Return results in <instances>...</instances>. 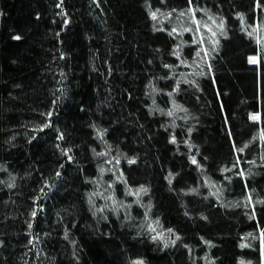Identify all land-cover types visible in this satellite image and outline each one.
Segmentation results:
<instances>
[{"label": "trees", "instance_id": "1", "mask_svg": "<svg viewBox=\"0 0 264 264\" xmlns=\"http://www.w3.org/2000/svg\"><path fill=\"white\" fill-rule=\"evenodd\" d=\"M58 4L0 0V264H264V203L245 206L249 192L264 201V143L253 140L264 129V0H193L225 22L222 35L204 32L203 47L218 41L206 62L195 55L198 34L183 31L195 25L178 17L188 0ZM173 27L182 35L170 36ZM173 99L186 111L150 112ZM53 108L52 127L34 131ZM233 142L248 147L235 152ZM141 186L147 194H128Z\"/></svg>", "mask_w": 264, "mask_h": 264}, {"label": "snow or ice", "instance_id": "2", "mask_svg": "<svg viewBox=\"0 0 264 264\" xmlns=\"http://www.w3.org/2000/svg\"><path fill=\"white\" fill-rule=\"evenodd\" d=\"M162 2H163V0H162ZM62 3H63V0H60V4H58L57 7H60ZM188 5H189V7L186 10L179 12L178 17H188L189 18V24L195 25L194 29L192 27H189V26H184L183 27V31H185V32H193V31H195V33L198 34V37L194 36V42L196 44L200 45V47L196 51L195 55L198 58L204 59L205 62H206L208 57L210 56V51H215V48H216V45L218 44V41L214 40V39L207 41V43L212 45L211 50L203 47V45L206 42L205 39H204V32L211 33L212 37H216L217 36V32H219L222 35L224 33V30H225V22H224L223 19H218L216 16L208 14V12L203 10V9H198L197 7H194L193 6V0H188ZM198 10L199 11H203L204 12V16H206V19H204L203 21L201 19H197V17H196V12ZM173 12H175V9H173L172 12L167 13V15L165 16V19L171 20ZM160 15H163V13L160 12V9H156V10H153V11L150 12V17H151V19L153 21L161 22L160 19H159ZM241 19H242V17H241ZM202 29H203V31H202ZM257 29H258V26H256V28H254V31L257 30ZM156 30L157 31H164L163 28H157ZM168 34L170 36L173 35V34L182 35V32L178 31V29L176 27H173L169 31ZM251 34L252 33H249V35H251ZM13 39L20 40L21 37L17 35V36H14ZM257 43H261L259 38H257ZM173 55H175L177 57V59L180 60V52L179 51H174ZM61 58H63V57H61ZM259 60H260L259 56L249 57V63H251V64H258ZM149 63H152V61H149ZM180 63H181V65L187 66V64L183 60H181ZM164 67L166 69H170L171 70L172 68H174L176 66L165 64ZM210 67L211 66L209 65V69H210ZM200 74L202 75L203 73H200ZM62 75H63V73H62ZM174 75L175 74H173V77H161V79L174 78ZM179 83H180L179 81H176L175 86L172 88V91L167 93V95L169 97L174 96V94H177L180 91ZM188 83H193V82L192 81H188ZM149 87H151L152 92L161 93L163 91V90H158L155 87H153L151 85V82L149 84ZM146 94L151 95V93H146ZM55 103L56 102L53 101L54 105H55ZM153 104H155V100H153ZM54 111H55V109L53 108L52 110L48 111L47 113H42V115H44L46 117V120L38 128L34 129V131H43L45 128L52 127L51 118L53 116ZM151 111H159L162 115H167L168 117H172V116L175 115L176 111H186V109L182 108L173 99L172 100V108L168 109L167 111H165L164 109H160V108L150 109V112ZM249 119L251 121L255 122V123H259L260 116H259L258 113L250 114ZM103 134H104L103 132H100L98 130L97 135L100 136L101 139L103 138ZM229 136H231V132L230 131H229ZM58 138L61 139V140L64 139L63 133H60ZM32 139H35V137H33ZM253 140H259L261 143H264V129H261L260 133H259V136L258 137H254ZM169 142L172 143V144H176L177 143L176 137L174 135L171 136ZM57 147H59V145H57ZM190 147H191V145H190ZM247 147H248V145L245 144L242 148H238L235 145V143L233 142V149H234L235 152L243 153L244 149L247 148ZM61 151H62V154L68 158V160L72 159V157L69 155V152L71 151L70 149H62ZM97 155H107V153H97ZM261 159L264 160V156H262ZM127 162L129 164H135L136 160H135V158H130V159L127 160ZM116 163L118 164L119 160H117ZM191 163L194 164V165H198V161L196 160L195 155L192 156ZM239 163H240V157L237 156L236 163L233 164L232 167L233 168L238 167ZM250 163L255 164L256 162L255 161H250ZM62 166L63 165H61V167ZM262 166H264V165H262ZM0 170H3V169H0ZM231 170H232V168L225 169V171H231ZM101 171L103 172V169H101ZM60 175H61V173L59 171H57L56 172V176L59 177ZM238 175H240L243 178L244 177V172L240 171L238 173ZM171 177H172V174L169 173V178H168L169 179V184H171V182H172ZM122 182L126 183V181H122ZM3 183H5V182L0 180V184H3ZM6 186L8 188L15 187L14 179H13L12 183H8ZM44 187L51 188L52 185L45 184ZM108 187L111 188L112 185H109ZM246 187H247V184H246ZM193 191H195V189H193ZM40 192L44 193V188L43 187L40 189ZM147 192H148V189L146 187H144V186H141L135 192H132L130 190L128 194L129 195H134L137 198H139L141 196V194H147ZM45 195H46V193H45ZM95 195H100V193H92L89 196V203L90 204H92V196H95ZM38 199H39V197L35 198L33 203L36 204ZM106 199L112 201L113 205H116L118 203L114 196L109 195V196L106 197ZM246 200H247V203L245 204V206L246 207L247 206L253 207V212H254L255 203H264V201H255L254 202L253 198H252V195H251V192H249V194L247 195ZM137 202H139V200H137ZM93 207H95L94 204H93ZM121 207H123V205H121ZM128 207H130V205ZM96 210L99 211V212L103 211L102 208H97ZM42 211H43L42 206L34 207L32 209V211H31V213H30L32 220H34L36 218V216L38 215V213H41ZM93 214L95 215V213H93ZM146 215H147V213H146ZM204 219H206V217H204ZM26 223H27L28 228L31 229L32 228V222L31 221H26ZM155 223L158 224V221H156ZM148 230L151 231V232H156V228L153 227L152 225H148ZM168 231L171 232L172 230L169 229ZM28 235L31 237L32 236L31 232H29ZM249 235H251V234H249ZM64 238L68 239V234L67 233H65ZM159 238H160V234L159 233H157V235L152 237L153 240H156V239H159ZM179 239H180V237L176 236L175 239L171 241V243L175 244L176 241L179 240ZM259 240H260V244H261V254L264 255V229H261L260 232H259ZM38 242H39V237L37 236V237H34V238L30 239L28 243L31 244L33 247H35V244L38 243ZM205 243L208 244L209 242L205 241ZM167 246L168 245L165 244V247H167ZM0 247H3V241L2 240H0ZM241 247L247 248V247H249V245L248 244H242ZM134 264H144V261L143 260H137V261L134 262ZM240 264H244V261H241Z\"/></svg>", "mask_w": 264, "mask_h": 264}]
</instances>
